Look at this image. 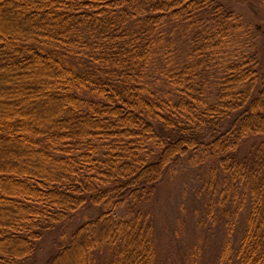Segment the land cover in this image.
I'll return each mask as SVG.
<instances>
[{"label": "trees", "instance_id": "16d2710c", "mask_svg": "<svg viewBox=\"0 0 264 264\" xmlns=\"http://www.w3.org/2000/svg\"><path fill=\"white\" fill-rule=\"evenodd\" d=\"M238 1L0 0V264H264Z\"/></svg>", "mask_w": 264, "mask_h": 264}, {"label": "rangeland", "instance_id": "374dc122", "mask_svg": "<svg viewBox=\"0 0 264 264\" xmlns=\"http://www.w3.org/2000/svg\"><path fill=\"white\" fill-rule=\"evenodd\" d=\"M237 11L242 14L243 18L247 23L252 24L254 28V32L256 33L258 37V47L260 49V54L262 57H264V1L259 0H245V1H238L236 2ZM170 200L168 205L164 208L166 221L171 222V212H174V209H172V205L175 203V205H178L179 197L177 199ZM96 208H88L87 210L82 211L77 216V223H82L88 219H91L96 215ZM177 212V211H175ZM158 217H160V214H158ZM174 223V222H173ZM221 231V230H220ZM220 235V234H219ZM218 240V237H214L211 239V243L209 246L210 253L207 256V264H212L215 260V252L217 250V246H215L216 241ZM215 241V242H214ZM218 242H216L217 245Z\"/></svg>", "mask_w": 264, "mask_h": 264}]
</instances>
